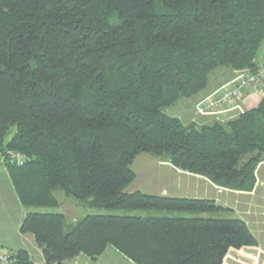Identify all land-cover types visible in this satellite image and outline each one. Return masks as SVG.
Wrapping results in <instances>:
<instances>
[{"label": "trees", "instance_id": "obj_1", "mask_svg": "<svg viewBox=\"0 0 264 264\" xmlns=\"http://www.w3.org/2000/svg\"><path fill=\"white\" fill-rule=\"evenodd\" d=\"M264 0H0V156L21 204L206 214L214 200L127 193L140 154L164 157L215 185L252 192L264 160V98L227 122L185 125L165 113L205 91L219 68L258 69ZM255 63V64H254ZM12 128L15 133L10 139ZM44 264L114 248L133 264H224L256 248L240 219L29 212ZM15 264H34L14 253Z\"/></svg>", "mask_w": 264, "mask_h": 264}, {"label": "rangeland", "instance_id": "obj_2", "mask_svg": "<svg viewBox=\"0 0 264 264\" xmlns=\"http://www.w3.org/2000/svg\"><path fill=\"white\" fill-rule=\"evenodd\" d=\"M257 59L260 61L264 60V41L259 50ZM179 111L180 105L177 103L167 108L165 113L169 116H174ZM10 133L8 139L15 133V128H12ZM5 170L7 171V168H5ZM131 170L135 173L136 179L127 188V193L140 192L145 195L160 196V193L168 191L169 197L214 200L216 205L229 211H213L206 214H198L181 211H128L122 209L88 208L77 200L57 191L56 198L59 201V207L32 208L33 212L62 213L66 218L68 226L76 223L87 215L169 217L183 219L202 218L217 220L240 218L248 224L257 238L258 247L231 250L224 264H264V160L256 169V185L254 190L249 193L231 191L219 187L202 176L193 174L187 175L186 172L175 168L167 158H158L145 153L136 157L134 163L131 165ZM0 201H3L2 197H0ZM74 218H76L75 221H73ZM80 256L83 257L82 263H84L87 257L83 255ZM88 260L87 264H132L111 247L107 248L97 260ZM70 262L76 261H66L65 264H71Z\"/></svg>", "mask_w": 264, "mask_h": 264}, {"label": "crops", "instance_id": "obj_3", "mask_svg": "<svg viewBox=\"0 0 264 264\" xmlns=\"http://www.w3.org/2000/svg\"><path fill=\"white\" fill-rule=\"evenodd\" d=\"M263 61L264 60H258L259 63ZM238 74V72L228 68H219L213 71L209 76V85L207 89L195 97L179 101L178 103L180 105V111L171 117L180 119L185 125H190L192 123L202 125L211 123L213 121L227 122L235 119L236 117H232L235 112L222 115L219 119L212 116H199L195 113V106L206 97L212 95L223 86L232 82L238 76ZM263 98L264 95L260 93H251L245 99L243 107L246 111L252 110L261 103ZM187 175H189V173H187ZM160 194V196H169L168 191H164ZM0 197L3 199V201H0V250L8 249L13 253L25 251L28 253L31 261L34 264H44L45 261L42 251L37 246L34 236L31 234H22L20 232L22 222L29 212H33V209H27L21 204L9 174L1 165ZM75 220L76 218L73 219V221ZM82 259L83 257L80 256L77 257V259L75 258V260H71L76 262L70 263L87 264L89 261L86 258L85 262L82 263Z\"/></svg>", "mask_w": 264, "mask_h": 264}, {"label": "built area", "instance_id": "obj_4", "mask_svg": "<svg viewBox=\"0 0 264 264\" xmlns=\"http://www.w3.org/2000/svg\"><path fill=\"white\" fill-rule=\"evenodd\" d=\"M251 93L264 95V61L259 63L255 72H242L229 84L223 86L212 95L206 97L195 106L199 116H212L217 119L222 115L233 114V118L246 112L244 101ZM236 114V115H235ZM27 158L19 153L8 151L6 156H0V165L23 166ZM15 254L8 249L0 250V264H15Z\"/></svg>", "mask_w": 264, "mask_h": 264}, {"label": "water", "instance_id": "obj_5", "mask_svg": "<svg viewBox=\"0 0 264 264\" xmlns=\"http://www.w3.org/2000/svg\"><path fill=\"white\" fill-rule=\"evenodd\" d=\"M255 64V63H254Z\"/></svg>", "mask_w": 264, "mask_h": 264}]
</instances>
